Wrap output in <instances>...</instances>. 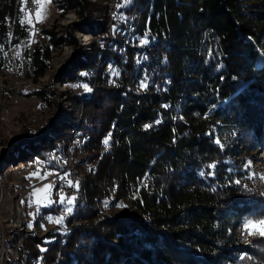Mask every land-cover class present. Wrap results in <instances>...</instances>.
<instances>
[{"label":"trees","instance_id":"trees-1","mask_svg":"<svg viewBox=\"0 0 264 264\" xmlns=\"http://www.w3.org/2000/svg\"><path fill=\"white\" fill-rule=\"evenodd\" d=\"M128 1L118 7L125 15L118 26H132L134 41L143 44L132 46L123 34L105 51L95 47L99 64L117 69L116 83L98 96L73 98L83 105L77 128L87 125L82 149L88 156L81 162L94 167L91 180L112 205L125 204L123 213L98 218L84 196L91 183L81 179L83 190L62 232L49 230L40 239L74 264H264V236L234 248L230 231L237 223L264 220V186L226 173L227 152L213 143L236 132L239 155L264 152V10L247 11L256 6L246 0ZM59 2L62 12L79 5ZM22 15L21 0H0V42L17 45L28 37ZM93 24L87 14L84 26ZM54 27L40 33L56 46ZM100 29L105 33L106 23ZM25 54L33 77L42 76L46 46L36 42ZM89 57H73L61 74L71 79L73 69L91 71L96 58ZM128 84L141 90L132 94ZM65 135L52 129L18 142L19 151L3 161L20 162L26 154L44 159L60 144L61 162L50 166L61 168ZM41 211L57 214L58 206Z\"/></svg>","mask_w":264,"mask_h":264},{"label":"rangeland","instance_id":"rangeland-1","mask_svg":"<svg viewBox=\"0 0 264 264\" xmlns=\"http://www.w3.org/2000/svg\"><path fill=\"white\" fill-rule=\"evenodd\" d=\"M28 1H31L34 7L32 15L27 8ZM77 1L79 4L77 7L62 12V4L59 0H36V2L21 0L23 15L20 20L26 26L28 37L17 45H12L8 41L0 42V190L2 187L5 189L4 199L0 204V215L4 218L9 217L11 221L15 217L16 198L23 188L32 187L20 200L21 229L17 231L10 229L7 233L9 237L6 248L9 252V260L6 264H45L44 258L48 259L46 264L63 262L74 264L72 259L69 261V258H65L67 255L59 254L57 248L47 247L49 239H40L49 230H55L56 233L62 232L63 218L71 215L72 203L76 200L75 197L71 204H68L66 200L61 203V198L56 196L57 187H54L50 173L43 172L41 169L42 166L51 168V160L61 162L60 150L63 151V146L59 144V150H50L48 157L44 159L26 154L20 162L3 161L5 154L11 155L19 151L16 149L18 142L22 144L26 139L35 140L38 136H46L52 129L66 133L64 142L66 157L62 160V166L63 163L67 165L70 162L76 168L75 171H78V173L75 172L76 175L84 179V182L91 183L85 184L88 186L87 189L84 186V196L86 200L91 201V207L97 211L98 218L123 213L121 208L125 206L123 203L112 205V197L107 195V191H104L105 195L101 193V184L91 180L94 167L81 162L88 156L82 149L85 139L82 128L87 125L82 124L80 128H77L79 121L84 120L82 119L83 105L75 104L73 98L82 95L98 96L100 88H109L116 83L117 69L104 62L100 65L99 58L102 54H95V47L105 51L108 41L113 37L121 40L123 34H126L125 38L132 43V46L141 45L144 40L140 38L134 41L138 37L131 34L132 26L125 31L119 28L118 24L125 20V15L122 13L117 14V23L110 25L106 15L110 0ZM126 1L129 2L124 0L122 4ZM245 2L248 6H256V8L250 7L247 10L249 12L264 10L260 7V0ZM87 14L94 17L91 28L84 26ZM38 16L42 18L38 19ZM104 23L107 25V30L105 29V33L102 34L100 26ZM54 25V35L58 40L56 46L51 44L50 40L46 42L43 33H40L42 29L52 30ZM36 42L43 46L46 43L51 44V48L46 47L49 51V59L45 72L42 76L34 78L25 52H28V49ZM81 54L90 56L92 60L96 58V66L94 65L89 72L73 69L71 79L61 74L62 69L73 57L77 60ZM260 63L261 60L258 59L256 65L260 66ZM83 85H87L89 90L86 91ZM125 88L132 94L141 90L140 86L134 84H128ZM69 123L71 127H68ZM106 139L108 140L107 137L101 140L102 145L105 144ZM236 139V132L231 135H222V139L217 137L213 139L214 144L227 152V159L223 164L224 171L237 173L242 178L258 179L264 186V152L262 150L242 151L239 155L236 150H239L240 146ZM198 175H201L200 172ZM71 177L73 178L72 174ZM93 186H95L94 189ZM81 189L83 190V185L80 186L79 190ZM34 192L35 195H33ZM51 205L58 206L57 214H45L41 211L42 208ZM126 213L131 211L127 210ZM88 222L92 224L95 220ZM251 222L252 225L248 228L244 227V222L237 223V226H233L235 229L230 230L234 248H242L248 244V238L253 236L248 234L249 231H264V225L259 221ZM238 258H240L239 255Z\"/></svg>","mask_w":264,"mask_h":264},{"label":"built area","instance_id":"built-area-1","mask_svg":"<svg viewBox=\"0 0 264 264\" xmlns=\"http://www.w3.org/2000/svg\"><path fill=\"white\" fill-rule=\"evenodd\" d=\"M124 1V0H115V4H110V11H109V16L111 20H114L115 23V10L118 7L117 5H120V2ZM27 8L30 12V15H32L33 13V4L31 3V1H28V5ZM36 25H40L39 23H36ZM44 35L45 41L47 42V40H49L48 36ZM46 47L50 48L51 44L46 43L45 45ZM43 170V172L46 173H50L51 175V179L53 180V184L54 187H57V197H71L72 200H74V195H75V181L73 179H71L70 177V172L66 171V166L63 163V166L61 168L58 169H52V168H48L45 166H42L41 168ZM69 181L72 182V185L75 186H70L69 185ZM31 186H26V188H23V190H21L20 195L16 198L15 200V207L14 209L17 210V216L21 215L22 213V209L19 207V204L21 203V199L27 194V192L31 189ZM9 217H2L0 215V222H3V229H0V253L2 252V239L3 236H8V231L10 230V226H9Z\"/></svg>","mask_w":264,"mask_h":264},{"label":"bare ground","instance_id":"bare-ground-1","mask_svg":"<svg viewBox=\"0 0 264 264\" xmlns=\"http://www.w3.org/2000/svg\"><path fill=\"white\" fill-rule=\"evenodd\" d=\"M122 2L123 1H121L120 4ZM110 4H115V0H110L109 1V6H108V9H107V14H106L107 17L109 18L110 24L112 26L114 20H111L110 16H109ZM117 10H118V7L115 10V22H116V17H117ZM45 36H46V34H45ZM66 171L70 172V177H71V174L73 176V178L71 177V179H73L75 181V184H76L74 198L76 197V199H78L80 197V195H81V190H79L80 184L82 182L81 181V177L78 176V174L76 175L75 172L77 170L75 171V167L70 162H68L67 165H66ZM4 193H5V189L2 187V189L0 190V204L2 203V201L4 199ZM9 226H10V229H12L11 231H14V230L17 231V230L21 229L22 221L20 219V215L17 216V210L15 211V217L13 219H11V221L9 219ZM0 229H3V222H0ZM8 237L9 236H3V239H2V252L3 253H0V264H6V262L9 260V252H8V250L6 248V242L8 241Z\"/></svg>","mask_w":264,"mask_h":264},{"label":"snow or ice","instance_id":"snow-or-ice-1","mask_svg":"<svg viewBox=\"0 0 264 264\" xmlns=\"http://www.w3.org/2000/svg\"><path fill=\"white\" fill-rule=\"evenodd\" d=\"M33 2H36V0H33ZM117 6L119 7V6H121V5L118 4ZM39 18H42V17L38 16V19H39ZM141 86L143 87V86H146V85L142 84ZM83 87L85 88L86 91L89 90V89L87 88V85H83ZM104 143L107 145V143H108L107 139L104 141ZM217 143H219V141H217ZM210 167H213V166H210ZM34 175H35V174H34ZM42 178H46V177H42ZM237 183H239V181H237ZM69 185H70V186H75V185H72V182H71V181H69ZM49 187H50V186H49ZM33 195H35V192L33 193ZM65 200L67 201L68 204H71V203H72V198H71V197H68V198L61 197L60 202H61V203H64ZM69 210H70V209H69ZM57 222H58V221H57ZM259 223L262 224V225H264V220L259 221ZM250 225H252V222H251V221H246L245 224H244V227H245V228H248ZM248 234H249V235H262V236H264V231H255V232H253V231H249ZM241 259H243V257H241Z\"/></svg>","mask_w":264,"mask_h":264}]
</instances>
